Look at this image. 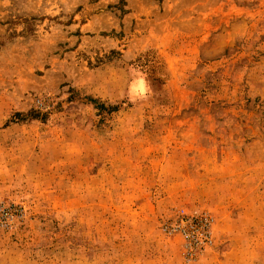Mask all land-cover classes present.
Wrapping results in <instances>:
<instances>
[{"label":"rangeland","instance_id":"obj_1","mask_svg":"<svg viewBox=\"0 0 264 264\" xmlns=\"http://www.w3.org/2000/svg\"><path fill=\"white\" fill-rule=\"evenodd\" d=\"M0 264H264V0H0Z\"/></svg>","mask_w":264,"mask_h":264},{"label":"clouds","instance_id":"obj_2","mask_svg":"<svg viewBox=\"0 0 264 264\" xmlns=\"http://www.w3.org/2000/svg\"><path fill=\"white\" fill-rule=\"evenodd\" d=\"M138 87H144L143 81H141L139 83H134L132 85V92L135 93Z\"/></svg>","mask_w":264,"mask_h":264}]
</instances>
